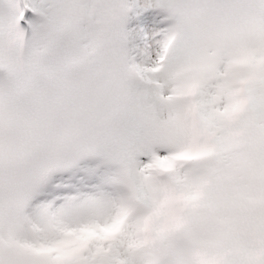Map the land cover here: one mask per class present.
Segmentation results:
<instances>
[{
	"label": "snow or ice",
	"instance_id": "1",
	"mask_svg": "<svg viewBox=\"0 0 264 264\" xmlns=\"http://www.w3.org/2000/svg\"><path fill=\"white\" fill-rule=\"evenodd\" d=\"M0 264H264V0H0Z\"/></svg>",
	"mask_w": 264,
	"mask_h": 264
}]
</instances>
